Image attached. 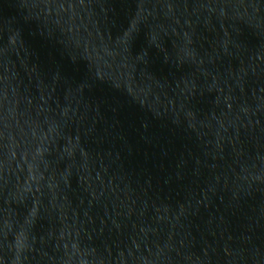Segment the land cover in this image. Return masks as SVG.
<instances>
[{"label":"water","instance_id":"obj_1","mask_svg":"<svg viewBox=\"0 0 264 264\" xmlns=\"http://www.w3.org/2000/svg\"><path fill=\"white\" fill-rule=\"evenodd\" d=\"M264 68V0H0V264H146Z\"/></svg>","mask_w":264,"mask_h":264}]
</instances>
